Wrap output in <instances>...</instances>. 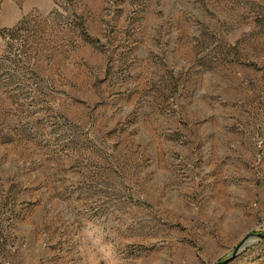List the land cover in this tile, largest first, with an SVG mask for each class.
Masks as SVG:
<instances>
[{"label":"rangeland","instance_id":"obj_1","mask_svg":"<svg viewBox=\"0 0 264 264\" xmlns=\"http://www.w3.org/2000/svg\"><path fill=\"white\" fill-rule=\"evenodd\" d=\"M250 234L264 0H0V264H217Z\"/></svg>","mask_w":264,"mask_h":264},{"label":"water","instance_id":"obj_2","mask_svg":"<svg viewBox=\"0 0 264 264\" xmlns=\"http://www.w3.org/2000/svg\"><path fill=\"white\" fill-rule=\"evenodd\" d=\"M255 238L260 241H264V234H250L249 236L244 238V240L241 241V243L235 248L232 256L223 261L218 262L217 264H230L231 262H233L239 256L242 249L249 243L255 241Z\"/></svg>","mask_w":264,"mask_h":264}]
</instances>
